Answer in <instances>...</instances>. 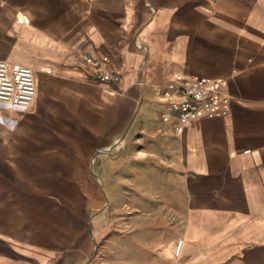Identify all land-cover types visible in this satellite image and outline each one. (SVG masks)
Here are the masks:
<instances>
[{
  "label": "crops",
  "instance_id": "crops-1",
  "mask_svg": "<svg viewBox=\"0 0 264 264\" xmlns=\"http://www.w3.org/2000/svg\"><path fill=\"white\" fill-rule=\"evenodd\" d=\"M57 3L81 18L82 29L54 19L43 40L60 48L68 61L77 57L76 68L58 66L41 54L32 59L0 55L33 68L25 63L31 62L41 76L35 77L31 113L45 123H51L50 113H71L80 129L104 145L118 143L115 148L145 158L136 163L167 172L176 185L162 192L166 200L160 209L175 215V222L167 227L162 222L140 241L105 243L114 247L107 263L264 264V0ZM17 18L26 23L30 14L18 12ZM72 51L105 58L116 82L95 79L82 55ZM178 75L225 80L233 96L229 111L175 133L171 122L159 118L158 91L170 88ZM0 134H7L1 125ZM85 240L83 251L63 234L36 242L3 229L0 242L14 252L0 249V264H95L88 262L95 245ZM110 256L99 254L96 261Z\"/></svg>",
  "mask_w": 264,
  "mask_h": 264
},
{
  "label": "rangeland",
  "instance_id": "rangeland-1",
  "mask_svg": "<svg viewBox=\"0 0 264 264\" xmlns=\"http://www.w3.org/2000/svg\"><path fill=\"white\" fill-rule=\"evenodd\" d=\"M57 2L0 0V55L32 59L41 54L58 66L76 68L77 57L68 61L60 48L43 40L54 19L74 31L82 29L81 18H74L69 6ZM22 11L30 14L26 23L17 18ZM25 63L33 66L39 81L35 65ZM0 110L13 112L0 113V125L7 133L0 134V232L12 229L36 242L63 234L65 241L79 243L83 251L88 239L95 245L88 262L113 264L107 260H113L114 247H104L105 243L114 238L140 241L160 230L162 222L164 227L175 222V215L160 213L166 200L162 192L176 189L167 172L137 164L145 158L115 148L118 143L104 145L96 134L76 126L71 113H50L53 119L45 123L33 116L32 105H0ZM0 249L14 252L1 242ZM106 253L111 256L98 263V255Z\"/></svg>",
  "mask_w": 264,
  "mask_h": 264
},
{
  "label": "built area",
  "instance_id": "built-area-1",
  "mask_svg": "<svg viewBox=\"0 0 264 264\" xmlns=\"http://www.w3.org/2000/svg\"><path fill=\"white\" fill-rule=\"evenodd\" d=\"M81 59L95 79L105 83L116 82L117 73L105 58L83 54ZM36 91L32 67L0 59V104L27 108L34 101ZM158 98L162 105L159 118L171 122L175 133L199 119L225 114L233 100L223 79L181 75L174 79L170 88H160Z\"/></svg>",
  "mask_w": 264,
  "mask_h": 264
},
{
  "label": "bare ground",
  "instance_id": "bare-ground-1",
  "mask_svg": "<svg viewBox=\"0 0 264 264\" xmlns=\"http://www.w3.org/2000/svg\"><path fill=\"white\" fill-rule=\"evenodd\" d=\"M37 58V57H36ZM38 90H39V88H38ZM37 94V93H36ZM0 105H2V104H0ZM3 106H6V105H3ZM7 107H11V106H7Z\"/></svg>",
  "mask_w": 264,
  "mask_h": 264
}]
</instances>
